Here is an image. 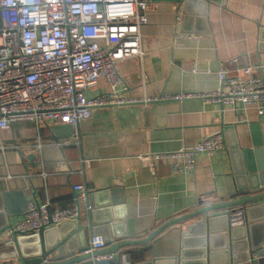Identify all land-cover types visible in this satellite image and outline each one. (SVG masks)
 <instances>
[{"label": "crops", "instance_id": "obj_1", "mask_svg": "<svg viewBox=\"0 0 264 264\" xmlns=\"http://www.w3.org/2000/svg\"><path fill=\"white\" fill-rule=\"evenodd\" d=\"M138 1L147 2V24L140 31L143 55L117 65L125 83L119 89L124 98L215 94L221 68L230 76L246 78L238 69L261 64L262 72L251 77L264 79V0H206L204 14L202 6H190L186 15L174 0ZM108 91L106 81L99 79L95 89L84 93L93 98ZM92 111L78 125V146L64 133L53 141L50 123L36 128L30 120L16 121L1 131L6 149L0 150V209L7 213L8 225L22 220L31 201L48 200L51 209L75 205L73 186L83 184L89 192L115 190L113 196L123 198V208L117 210L124 216L121 229L128 240L143 239L170 219L228 201L234 188L228 146L238 142L250 147L254 124L264 144V113L240 104L221 107L201 97ZM219 132L226 148L209 157L196 154L194 169L185 173L175 169L184 165L182 159L157 160L154 171H149L139 158L191 148L202 137ZM38 141L45 145L41 151ZM82 161L88 163L86 177L79 174ZM79 210L84 219V203ZM191 222L170 226L152 242L117 253L126 255L128 264L170 260L180 254L182 233ZM223 260L218 258V264ZM253 263L264 264V257H254Z\"/></svg>", "mask_w": 264, "mask_h": 264}, {"label": "built area", "instance_id": "obj_2", "mask_svg": "<svg viewBox=\"0 0 264 264\" xmlns=\"http://www.w3.org/2000/svg\"><path fill=\"white\" fill-rule=\"evenodd\" d=\"M147 2L138 0H0V133L16 121H32L36 128L50 123L68 125L73 143L79 145L78 125L97 107L131 105V103L177 101L206 98L209 103L245 109L254 107L264 113V79L251 77L262 72L256 64L238 69L246 78L230 76L225 68L218 71L219 89L215 94L166 95L143 100L124 98L119 89L125 83L117 65L130 58H142L141 27L147 24ZM178 19V18H177ZM103 41V44H100ZM237 59L232 60L235 63ZM104 79L109 91L93 98L86 90L96 88ZM55 146L60 147L58 144ZM41 151L45 145L37 143ZM226 148L221 132L202 137L191 148L168 154L150 153L140 156L149 171L160 159H182L178 173L193 170L194 156H211ZM0 137V150L4 151ZM79 174L88 176L87 161ZM45 177V174L42 173ZM75 205L64 209L50 208L49 201L29 202L22 220L9 225L0 238L11 241L13 234L30 235L40 228L58 225L79 218V205L91 209L86 187L73 186ZM101 236L94 237L89 250L103 247ZM120 259L126 255L107 253L96 261Z\"/></svg>", "mask_w": 264, "mask_h": 264}, {"label": "water", "instance_id": "obj_3", "mask_svg": "<svg viewBox=\"0 0 264 264\" xmlns=\"http://www.w3.org/2000/svg\"><path fill=\"white\" fill-rule=\"evenodd\" d=\"M174 1L182 5L184 15L190 6H202L204 14L208 4L206 0ZM251 131L250 147H241L238 142L228 146L234 187L228 201L197 208L170 219L143 239L128 240L120 227L124 216L117 214L123 208V198H115L112 189L89 192L86 188L91 209L86 210L84 219L79 213L76 220L40 228L30 235L13 234L11 241L0 238V264H120L119 258L95 259L124 247L147 244L170 226L191 221L182 233L179 255L135 264H218V258H224L220 264H255L254 257H264V241H258V232L264 230V144L256 124ZM62 133L66 137L72 131L68 125H54L51 138L57 142ZM0 216L1 233L9 225L3 209ZM97 236L102 237L104 245L90 251L89 243Z\"/></svg>", "mask_w": 264, "mask_h": 264}]
</instances>
